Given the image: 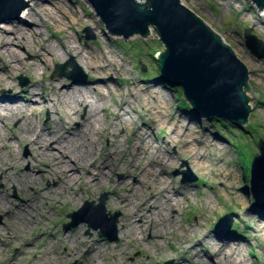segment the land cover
<instances>
[{
	"label": "rangeland",
	"instance_id": "374dc122",
	"mask_svg": "<svg viewBox=\"0 0 264 264\" xmlns=\"http://www.w3.org/2000/svg\"><path fill=\"white\" fill-rule=\"evenodd\" d=\"M26 1L28 5L25 10L30 5V1ZM181 1L218 33L246 65L250 85L247 93L252 110L245 126L252 133L243 134L239 128L198 117L190 108L180 104L178 89L181 87L152 83V80L160 79L154 55L164 50L159 35L152 28L147 37L137 34L125 39L107 32L86 0H54L53 4L62 7L60 10L65 14L63 19L67 20L68 25L58 27L49 16L44 15V9L39 8V19L43 25L36 29L43 32L44 43L58 44L57 38L68 31L75 38V44L81 47L89 45L98 55L100 49L108 45L114 62L109 75L95 78L93 69L83 65L72 53L64 52L61 57L47 59L44 63L29 57L40 49L39 46L34 45L35 50H24L16 43H10V47L21 54L23 61L33 64L14 67L8 77L0 80V106L3 107L0 113L4 115V120L0 121V201H7L8 206L7 210L0 207V222L7 226L8 232L0 233V239H4L3 244L0 241V264H38L35 260L38 255L40 260L44 259L41 257L44 252L42 248L51 239L50 233H62L64 238L62 242L55 240L48 246L47 251L56 261L46 262L60 264L61 260L64 261L62 264H77L76 259L68 260V250H74L77 246V242H73V235L80 224L87 237L101 240L106 246L103 251L105 255L99 253L93 258L86 257L88 248H84L81 252L83 264H94L93 260H97V264H264V209L254 203L250 186L243 179V169L235 147L236 143H240L241 148L255 154L259 151L257 141L264 138V57L253 54L244 41L246 28H252V33L264 41V15L252 0ZM53 4L46 7L54 8ZM22 16L23 11L19 15L20 20ZM9 23L21 26L28 33L23 23ZM85 28L91 30L92 38L87 39ZM70 59L82 70L76 79L55 73L58 63ZM7 60L15 63L14 58L9 56ZM35 64L37 69L33 67ZM20 76L28 79L26 85L20 84ZM51 79L61 80L59 86L63 91L66 89L62 85L68 82L75 83L76 88H88L89 83L97 84L99 88L88 89V94L92 99H99V121L106 131L100 134L91 132L97 148L93 155L88 156V165L81 178L73 181L70 187L68 180L58 178L53 171L56 151L50 149L48 143L44 151L32 148L25 138L34 139L42 130L50 128L51 132H58L60 128L57 127L68 116V126L74 131L90 116V108L86 105L74 108L63 103L66 98L64 101L57 100L58 93L46 86ZM102 81L107 82V86ZM32 88L36 90L34 98L26 101ZM47 96L53 101L44 102ZM114 124L116 126L112 130ZM187 125L197 136L198 141H194L192 147L204 153L201 158L196 157L198 152L194 150L186 151L183 140L171 135L176 129L184 130ZM66 135L61 131V136ZM138 137L149 141L148 147L153 153L166 159H163L162 166L153 164L152 169L157 175L163 174L167 178V185L156 193L162 204V212L167 214L173 227L168 231L161 229L163 238L153 242L149 240L152 234L148 230L144 233L146 240L137 239L138 246H132L129 239L122 235V220L125 213L131 214L134 205H139L140 200L149 196L148 187L144 184L137 185L136 191L131 194L136 175L140 173L143 163L148 161L144 153L142 159L136 161V154L145 151L144 145L133 146ZM205 140L204 148L201 142ZM112 147H119L120 156L112 158ZM197 159L204 163V168L194 163ZM122 163L124 166L119 168ZM183 171L187 174H183ZM102 173L105 176L101 180L94 179ZM185 175H194L196 179L183 181ZM69 191L77 198L75 204L66 200ZM167 193L181 199V206H165L168 205L164 197ZM103 194H106L105 213L108 218H112L116 212L120 214L117 241H109L100 235V229L86 222L67 227L72 220L70 213L80 209L87 200L99 203ZM115 194L120 197L130 194L132 199L127 204L128 210L119 208ZM50 199L53 200L54 219H49L41 228L37 227L33 217L42 221L45 215L39 217L42 215L36 210L48 208ZM228 212L235 214L230 229L217 232V222ZM14 213L28 218L29 224L23 228L24 222L20 217H14ZM38 234L45 235L39 242L36 240ZM227 237L240 244L239 253L236 254L235 249L229 251V247L224 249ZM120 242L124 243V248L118 252V259L114 260L108 248ZM215 251L217 255L219 251L224 254L217 258Z\"/></svg>",
	"mask_w": 264,
	"mask_h": 264
},
{
	"label": "water",
	"instance_id": "95a60500",
	"mask_svg": "<svg viewBox=\"0 0 264 264\" xmlns=\"http://www.w3.org/2000/svg\"><path fill=\"white\" fill-rule=\"evenodd\" d=\"M94 13L112 35L125 39L133 35L147 37L150 28L158 35L164 50L154 55L160 79L152 83H170L179 86L190 110L198 117L221 118L240 127L248 123L251 113L248 91L249 71L234 50L223 41L194 11L181 0H86ZM259 11L264 10V0H252ZM28 5L26 0H0V22H24L19 15ZM87 39L93 37L85 28ZM246 46L259 58L264 57V41L244 30ZM72 69L69 70L68 68ZM78 64L70 59L56 65L55 73L76 79L81 72ZM84 77H86L84 75ZM20 84L28 79L20 76ZM259 151L250 161L249 186L254 203L264 209V138L257 141ZM183 174H187L183 171ZM194 175H185L183 181H193ZM106 194L100 202L87 200L69 214L72 219L67 227L86 222L109 241H117L118 212L108 218L105 208ZM233 212L225 213L217 222L216 230L228 231Z\"/></svg>",
	"mask_w": 264,
	"mask_h": 264
},
{
	"label": "bare ground",
	"instance_id": "6f19581e",
	"mask_svg": "<svg viewBox=\"0 0 264 264\" xmlns=\"http://www.w3.org/2000/svg\"><path fill=\"white\" fill-rule=\"evenodd\" d=\"M30 1L29 7L27 9L23 10V16L21 22L24 25H26L28 29V33L24 32V30L21 28V26H13V24L9 22H3L0 23V80L2 78L8 77L9 73H11L12 69L18 68V67H25L29 66L30 64L28 61H23L21 59V54L19 52H16L10 47V43H16L20 47L24 48V50H32L35 48L34 45H37L40 47L38 51L32 52L29 57L33 59H39L40 61H43L44 63L47 61V59L54 60L56 57H61L64 52H69L74 54L79 61L87 66L88 68L93 69V76L95 78H103L106 77L105 74L111 73V65L114 62V56L112 55L111 49L108 45H105L100 49L99 55L97 52L88 46H80L75 44V38L73 35L66 31L64 35L57 38L58 44L54 43H44V35L43 32L39 29H36V27H40L43 25L41 22V19H39V16L41 14L39 8L42 10L44 9V15L49 16L53 22L58 27H63L64 25H68L67 20L65 21L63 17H65V14L63 15L61 12L62 7H57V5L53 4L54 0H28ZM53 4L54 8H47L46 5ZM61 6V5H60ZM60 12V15L58 14ZM261 14L264 15V10L261 11ZM59 15V16H58ZM78 18V15H75ZM41 17V16H40ZM56 38V36H55ZM63 49V52H62ZM85 49H88L84 52ZM7 56L14 58L15 63L12 64L9 60H7ZM6 62H5V61ZM34 68H38V66L35 64L33 65ZM61 80L59 79H51L46 84L47 89L55 90L58 93V99L57 100H65L63 103L67 104L68 106L77 107L78 105H86L90 108V116L87 120H85V123L79 126L74 131L70 130L69 121L70 116L65 118L63 122L57 127L60 128L58 132H51V128L47 131H43L36 136V138L32 139V137H25L26 140H29V143L32 148L39 149L40 151H44L45 144L50 145V149H54L56 152L54 153V161H55V167H54V173L58 178L60 179H66L68 180V185L73 183L76 179H80L82 172L85 170V167L88 165V156H91L95 153L96 150V142L94 137L92 136L91 132L100 134L102 132H105V128L100 124L99 121V111L97 107L99 104V99H92V96L88 94V89H99L97 84L89 83L88 88L82 87V88H76V84L73 82H68L67 84H64V88L66 90H61L59 86V82ZM8 82V80H7ZM104 86H107V82L102 81ZM36 93L35 89H31L29 91V96L26 101H29V99H33L34 94ZM53 101L50 96L44 97V102ZM164 102V99L162 100ZM1 105V104H0ZM3 109L2 106H0V110ZM4 115L0 113V121L4 120ZM26 120V119H25ZM122 120V119H121ZM115 124L112 125V130L115 128ZM126 129V127H125ZM61 131H64L67 133L66 136H61ZM46 132V133H45ZM175 135L176 139L183 140V145L186 147V151L194 150L198 152V156L204 154L202 152L199 153L198 150H196L195 147H192L193 142L197 143L198 139L195 135V132L193 131L192 127L187 125L186 128L182 131L176 129L171 133V135ZM60 136V137H59ZM2 137L1 129H0V140ZM59 137V139H56ZM54 140V141H53ZM205 141L201 142V145L205 148ZM149 141H146L145 139L142 140L141 138H137L133 142V146H140L144 145L145 151H142L137 155L136 161H139L142 159V153L146 155L147 162L143 163L141 166L140 173L136 175L135 182L136 184L133 185V188L131 190V194L134 193L137 189V185H145L148 187V193L149 196L147 199H144L143 201L140 200L139 205H134V208L132 209L131 214L125 213V218L122 220V235L124 237H127L129 239V243L132 246H138L139 240H146L144 238V233L148 230L151 232L150 241H155L158 238H163L162 232L160 231L163 229L164 231H168L173 227L172 221H169L167 214H164L162 212V204L159 203L157 199V193L156 191L161 188L165 187L167 185V178L163 176V174L157 175L156 171L152 169V165L155 164L156 166H162L163 161L166 159L161 158L160 155L157 156V153H153L151 148H149ZM115 144V143H114ZM6 146V145H5ZM114 146V145H113ZM7 147V146H6ZM114 149V150H113ZM120 150L119 147L111 149L112 158H115L117 156H120ZM197 155V154H196ZM157 156V157H155ZM164 159V160H163ZM170 161V159H167ZM115 161V159H114ZM171 162V161H170ZM194 163L200 168H204V163H201L198 159L194 160ZM123 165L120 164L119 168ZM71 166V167H69ZM124 166V165H123ZM122 166V167H123ZM110 167V166H109ZM105 171V170H104ZM105 173V172H104ZM102 173L100 177L94 178L95 180H101L105 174ZM226 173H224L225 176ZM88 176L85 177L86 180H88ZM11 181V180H10ZM12 183L14 181H11ZM70 189V188H69ZM117 195V194H115ZM175 194L168 195V193L164 196L166 199V202L168 205L165 206H174L179 207L182 204V200L179 198H174ZM3 199V198H2ZM42 199L46 200L44 197ZM77 198L73 197L72 191L68 192L66 200H69L73 202L74 204L77 202ZM117 199L119 200V208H123L128 210L127 204L131 202V196L128 194L125 197H120L117 195ZM52 199L49 200L47 207H42L41 209H37L36 211L41 213L42 216L39 215V217H43L44 219L40 221V218L36 220V217L34 218V224H37V227L40 226L43 227V224L49 222V219H54V207L52 206ZM4 202V204L2 203ZM138 203V202H136ZM51 204V206H50ZM0 207L2 209L7 210V201H0ZM149 207V208H147ZM146 210V211H145ZM10 214V213H9ZM7 216V214H6ZM14 217H20L21 220L24 222L23 228H25L26 224H29V219L23 216H20V214H13ZM171 219L176 218V216H169ZM137 218V220H135ZM178 224V223H175ZM42 225V226H41ZM76 226V225H75ZM73 227V226H70ZM7 226L4 223L0 222V233L1 234H8L6 232ZM84 227L80 225L76 226V230L74 231L73 235V242H77V246L74 250H68V260L76 259L78 261L77 264H83L84 259H82V250L84 248H88V252L86 254L87 258H93L96 254H104V248L106 247L105 244H102L103 241L101 240H94L92 237H87L83 233ZM44 234H38L37 235V242L39 240H42ZM51 239L49 240L48 244L46 243L42 250L44 251L41 255L42 260L39 259L40 255L37 256V259L35 260L38 264L40 262H43L42 264H48L46 261H56L55 257L48 252V246H51L55 240L62 242L64 238V234H53L50 233ZM224 249L226 247H229V251L232 249L236 251V254L241 251L240 244H236V242H232V238H225ZM0 241H3L4 239H0ZM234 241V240H233ZM30 243V242H28ZM30 246H33V243H30ZM124 243L120 242L116 245L111 246L109 249V252L111 255H113V259H118V252L123 250ZM33 249V248H32ZM31 249V250H32ZM231 249V250H230ZM1 250V247H0ZM216 252V251H215ZM229 253V252H228ZM81 254V255H80ZM224 253L223 252H217L215 256L217 258H220ZM67 261V260H66ZM46 262V263H45ZM64 262V261H63ZM60 260V264L63 263ZM94 264H97V260H93ZM241 264L242 262H238V264Z\"/></svg>",
	"mask_w": 264,
	"mask_h": 264
},
{
	"label": "trees",
	"instance_id": "16d2710c",
	"mask_svg": "<svg viewBox=\"0 0 264 264\" xmlns=\"http://www.w3.org/2000/svg\"><path fill=\"white\" fill-rule=\"evenodd\" d=\"M156 68H157V71L159 72L158 66ZM167 84L171 85L170 83H167ZM176 88H178V87H176ZM178 91L180 93V104L184 105L186 108H190L188 102L185 99H183L182 89H178ZM208 120L219 121L224 126L230 125L234 128H239V131L243 134H245L246 132L252 133V131L249 129L248 126H244L245 127V129H244V127L242 128L239 125H237L233 122H230L228 120H225V119L213 118V119H208ZM235 147H237L238 158L240 159V164H241V167L243 169V179H244V181H246L248 183L249 182L250 161H251V158L254 155V153H252L251 151H248L247 148L246 149L241 148L240 143L239 144L236 143Z\"/></svg>",
	"mask_w": 264,
	"mask_h": 264
}]
</instances>
